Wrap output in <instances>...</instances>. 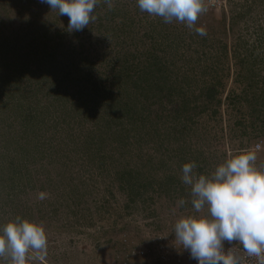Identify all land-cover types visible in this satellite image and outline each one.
<instances>
[{"label": "rangeland", "instance_id": "1", "mask_svg": "<svg viewBox=\"0 0 264 264\" xmlns=\"http://www.w3.org/2000/svg\"><path fill=\"white\" fill-rule=\"evenodd\" d=\"M209 2L202 37L137 0H100L72 32L40 0H0V226L43 222L29 264H159L192 213L182 165L264 149V0Z\"/></svg>", "mask_w": 264, "mask_h": 264}, {"label": "clouds", "instance_id": "2", "mask_svg": "<svg viewBox=\"0 0 264 264\" xmlns=\"http://www.w3.org/2000/svg\"><path fill=\"white\" fill-rule=\"evenodd\" d=\"M109 10L112 0H104ZM59 16L68 17L69 32L82 31L96 19L100 0H40ZM141 12L164 23L186 25L206 36L199 17L207 11L205 0H137ZM260 143L229 155L210 174H198L193 161L182 165L181 181L190 186L192 213L174 224L175 240L198 264H264V160ZM39 199H45L43 193ZM187 201H178L183 206ZM230 247L225 248V243ZM236 245L240 248L237 249ZM48 235L43 222L17 215L0 226V259L9 264H29L47 257Z\"/></svg>", "mask_w": 264, "mask_h": 264}, {"label": "built area", "instance_id": "3", "mask_svg": "<svg viewBox=\"0 0 264 264\" xmlns=\"http://www.w3.org/2000/svg\"><path fill=\"white\" fill-rule=\"evenodd\" d=\"M209 1L210 0H205L207 11L210 8V5H212V2ZM255 144H257V142ZM228 247H230V245L226 242L225 248ZM236 247L237 249L240 248L239 245H236ZM158 262L159 264H198V261L192 259L190 257L189 252L187 250L182 249L179 244H175L173 246H170L169 248L167 247L166 249L161 250L158 256ZM248 264H256L255 258H250L248 260Z\"/></svg>", "mask_w": 264, "mask_h": 264}, {"label": "trees", "instance_id": "4", "mask_svg": "<svg viewBox=\"0 0 264 264\" xmlns=\"http://www.w3.org/2000/svg\"><path fill=\"white\" fill-rule=\"evenodd\" d=\"M209 10V9H208ZM155 64V61H152ZM144 71H141L140 73H142V76L145 75V73L143 74ZM145 77V76H144Z\"/></svg>", "mask_w": 264, "mask_h": 264}]
</instances>
